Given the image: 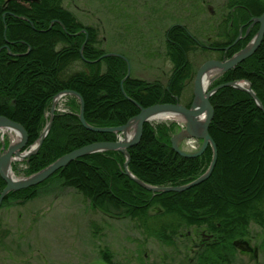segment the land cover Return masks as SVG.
Returning <instances> with one entry per match:
<instances>
[{"label": "trees", "instance_id": "obj_1", "mask_svg": "<svg viewBox=\"0 0 264 264\" xmlns=\"http://www.w3.org/2000/svg\"><path fill=\"white\" fill-rule=\"evenodd\" d=\"M181 1L173 5L171 0H142V15L149 17L151 11V23L157 24L163 15L155 12L161 10L172 17ZM124 2L116 3L117 10L131 20L129 27L139 30L137 36H142L139 17L134 23L132 11L126 10L132 0H127V5ZM166 4L167 12L162 7ZM222 8L218 25L222 39L210 46L203 45L190 26L179 19L163 26L164 54L172 69L166 80H147L133 72L124 79L128 62L118 56H104L110 51L104 49L101 28L78 19L64 0H0V116L22 124L31 145L49 120L54 96L63 90L79 92L87 123L100 127L127 123L140 112L134 100L143 107L181 101L188 81L197 72L192 56L210 49L221 52V59L230 58L244 48L259 24L245 38L233 42L241 27L245 34L251 18L264 13V0H225ZM151 23L146 27L150 36ZM233 80H248L264 105V38L252 56L211 86ZM67 99L70 110L54 114L52 128L40 149L25 160V169L14 164L16 173L28 176L84 145L118 139L116 133L84 127L78 115L79 98L68 95ZM192 99L185 105L190 106ZM210 101L214 116L208 128L218 157L211 176L200 184L184 191L148 190L124 171L125 154L109 150L79 157L44 182L11 191L1 207L8 201L25 203L37 197L40 188L59 180L62 187L80 192L93 209L112 217L133 218L166 244L174 243L177 234L195 228L201 241L193 246L196 256L192 264L233 263L238 250L233 242L249 236L252 224L264 230V109L246 90L232 86L220 88ZM178 130L176 122H146L141 141L128 149L132 174L155 186L183 185L202 175L212 161V147L193 159L181 156L171 142ZM6 184L0 174V194ZM101 253L107 263L122 264L112 260L108 249Z\"/></svg>", "mask_w": 264, "mask_h": 264}, {"label": "rangeland", "instance_id": "obj_2", "mask_svg": "<svg viewBox=\"0 0 264 264\" xmlns=\"http://www.w3.org/2000/svg\"><path fill=\"white\" fill-rule=\"evenodd\" d=\"M118 1L123 0H64V4L85 24L98 25L105 40L104 49L125 53L133 74L143 79L168 78L172 64L164 54L161 28L174 18L188 24L205 46L222 39L218 36V25L225 0H182L178 10L172 11V17L161 10L155 12L163 15L157 24L151 23V11L147 14L150 19L142 15L145 14L142 0H132L129 8L124 0L126 10L132 11V21L137 23L139 17L142 36H137L139 30L129 27L131 20L117 10ZM177 1L171 0V4ZM168 6H162L166 12ZM149 22L152 36L146 28ZM220 57L221 52L205 49L195 53L192 60L197 71L205 60ZM193 86L194 79L189 80L181 103L191 100ZM61 102L69 104L66 98L58 105ZM151 122L179 121L151 119ZM5 135L11 141V133ZM1 136L2 131L0 141ZM23 160L13 164L25 169ZM14 173L17 177L24 176L23 172L14 170ZM90 206L80 192L62 187L59 180L40 188L37 197L25 203L8 201L0 208V264H109L102 260V249H108L112 260L122 264H192L196 256L193 246L201 241L195 228L177 234L174 243L166 244L147 233L133 218L112 217ZM250 231L249 236L241 239L247 249L238 248L231 264H264V230L252 224Z\"/></svg>", "mask_w": 264, "mask_h": 264}, {"label": "water", "instance_id": "obj_3", "mask_svg": "<svg viewBox=\"0 0 264 264\" xmlns=\"http://www.w3.org/2000/svg\"><path fill=\"white\" fill-rule=\"evenodd\" d=\"M22 19H27L25 16H19ZM28 20V19H27ZM55 20L52 21V24ZM253 22L251 25L247 28L246 33L244 34L243 27H241L239 31V35L236 38L234 44L238 42L241 38H245L249 34V30L252 29V27L259 23V29L257 30L254 37L250 40V42L242 49H240L238 52H236L233 56L230 58H224V59H207L205 62L201 64V66L198 68L195 78H194V96L192 99V102L190 106H187L180 101L176 103H157L154 105H151L149 107H143L139 102L134 100V102L140 107V112L133 116L130 120H128L127 123L119 126H94L89 123L85 118V103L82 95L73 90H63L56 94L52 101V106L50 108V119L48 123L45 125L42 133L40 134V137L36 140L35 143L28 146L29 142V135L25 127L22 126V124L11 120L8 117H5L3 115L0 116V130H10L14 131L18 135L17 140H13L8 145L6 142H2V151L0 153V174L3 177V179L6 181L5 189L1 190L0 194V206L4 200V198L11 192V191H19L21 189H25L38 185L42 182H44L48 177L53 175L56 171L63 168L64 166H67L70 162L73 160L92 154L95 152H102V151H109V150H118L121 153H124L126 156V161L124 164V171L128 176H131L136 182H138L140 185L142 184L143 187H145L148 190L154 191V192H169V191H184L188 188H191L195 185L200 184L204 180L208 179L216 165L217 157H218V150L216 149V143L213 140L212 136L209 132V126L213 119L212 116H214V107H212V103L210 101L211 95H213L215 92H217L220 88L224 86H232L239 89L246 90L248 93H250L254 99L256 100L259 107L264 109V105L254 89L252 88L251 83L248 80H233L221 83V85H217L215 87H212L210 85L213 84V82L222 76V74H225L228 70L234 68L237 64L244 61L246 58L252 56L255 51L260 47L262 40L264 38V13L260 16L254 17ZM85 30V29H84ZM85 44V43H84ZM84 47V45H83ZM82 47V49H83ZM83 53V50H81V54ZM118 56L122 59H125L128 62V71L127 75L124 79L130 76L131 74V67L128 58H126L125 55L118 53V52H108L105 53L104 56ZM210 75V83L207 87L204 85V80L206 76ZM124 79H122V88ZM124 93L125 90L123 88ZM65 94H71L75 95L80 100V111L78 113L81 124L84 125L89 130L96 131V132H110V133H116L120 135L118 140L115 141H97L93 142L87 145H84L80 148H77L71 152H68L64 154L63 156L59 157L54 162L50 163L46 167H43L41 170L30 174L28 176L23 177H17L10 175L11 173H14L12 164L13 161L17 159H28L31 155H35L36 152L40 149V146L42 145L44 139L46 138V135H48L49 131L52 128L53 120H54V114L56 112V106L59 101V99L65 95ZM160 114H168L177 116L176 118H173L175 120L181 121L183 124V127L176 132L172 138V148L174 151H176L179 155L184 157H197L202 155L206 148L209 146L213 149V157L212 161L210 163V166L206 171L194 179L191 182L183 185L178 186H155L151 184H147L145 181L138 178L136 175L132 174V171L129 169V163H130V153L128 149L130 147H133L137 144H139V141H141L142 134H143V128L144 124L148 121H151V119H157V116ZM187 138H196L201 140V146L198 149L195 150H187L185 147H183V142ZM234 245L238 248H241L243 250L247 249L246 244L241 242V240H235Z\"/></svg>", "mask_w": 264, "mask_h": 264}, {"label": "bare ground", "instance_id": "obj_4", "mask_svg": "<svg viewBox=\"0 0 264 264\" xmlns=\"http://www.w3.org/2000/svg\"><path fill=\"white\" fill-rule=\"evenodd\" d=\"M263 14V13H262ZM260 16V15H259ZM254 17H257V16H254ZM254 17H252L251 18V23L253 22L252 20H253V18ZM251 23H250V25H251ZM256 24H259V23H256ZM255 24V25H256ZM249 25V26H250ZM254 25V26H255ZM253 26V27H254ZM209 83H210V75H208V76H206V78H205V80H204V85L203 86H205V87H207L208 85H209ZM70 109H67L65 112H67V111H69ZM49 114V113H48ZM177 116H173V115H168V114H160L159 116H157V121H159V120H165V119H173V118H176ZM3 133H5L6 131H2ZM11 133H12V135H14L15 136V132L14 131H11ZM18 139V135H16L15 137H14V140H17ZM10 175H12V176H14V178H15V175H14V173H11L10 172Z\"/></svg>", "mask_w": 264, "mask_h": 264}, {"label": "built area", "instance_id": "obj_5", "mask_svg": "<svg viewBox=\"0 0 264 264\" xmlns=\"http://www.w3.org/2000/svg\"><path fill=\"white\" fill-rule=\"evenodd\" d=\"M62 104H64V103L61 102V104L59 105V110H60V111H66L67 108H66V107H62V106H61ZM64 105H65V104H64ZM188 145H189V147L192 148V149H193V148H196V143L193 142V141H189V142H188Z\"/></svg>", "mask_w": 264, "mask_h": 264}, {"label": "flooded vegetation", "instance_id": "obj_6", "mask_svg": "<svg viewBox=\"0 0 264 264\" xmlns=\"http://www.w3.org/2000/svg\"><path fill=\"white\" fill-rule=\"evenodd\" d=\"M193 142H196V140H192Z\"/></svg>", "mask_w": 264, "mask_h": 264}]
</instances>
